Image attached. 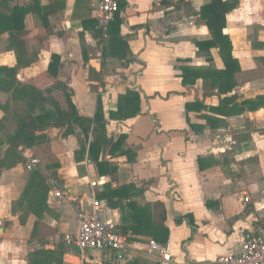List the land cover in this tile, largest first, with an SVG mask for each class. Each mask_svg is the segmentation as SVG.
I'll return each instance as SVG.
<instances>
[{"label":"crops","instance_id":"1","mask_svg":"<svg viewBox=\"0 0 264 264\" xmlns=\"http://www.w3.org/2000/svg\"><path fill=\"white\" fill-rule=\"evenodd\" d=\"M116 1L124 7L102 28L95 0H0L5 13L28 9L21 32L0 34V66L42 92L62 82L80 116L94 119L100 107L94 133L48 127L35 133L48 152L20 146L22 161L0 170V264H221L246 233L264 237V0H223L234 4L222 30L238 66L230 76L218 47L196 44L212 38L201 18L210 0ZM135 95V115H109L119 102L128 114ZM12 102L0 91V159L16 125L3 110ZM40 107L52 121L53 106ZM90 198L127 236L124 250L64 241L93 210ZM150 240L168 261L148 252Z\"/></svg>","mask_w":264,"mask_h":264},{"label":"trees","instance_id":"2","mask_svg":"<svg viewBox=\"0 0 264 264\" xmlns=\"http://www.w3.org/2000/svg\"><path fill=\"white\" fill-rule=\"evenodd\" d=\"M2 3V1H1ZM124 3H118L116 11L124 7ZM234 6L230 2L223 0H210L207 4L201 7V18L205 20L212 38L207 41L197 42L199 47L205 45L206 47L216 46L219 49L221 57L225 65V74H232L238 70L235 58L231 56L232 46L222 30L225 26V15ZM115 11V12H116ZM28 12L27 8L14 7L9 13L0 11V34L5 31H13L16 33L21 32L24 27V17ZM15 34V33H14ZM16 37V35H15ZM23 44L17 45V55L22 54ZM18 55V59H20ZM28 63L18 60V65L26 66ZM58 66V58L52 57L49 63V71L55 77V72ZM17 68L0 66V91L11 94L12 104H6L3 110L15 121V129L6 140L7 150L2 159H0V170L2 168H10L15 164L22 161L20 156L19 147L34 144L38 148V153L45 154L49 151L48 141L45 134L42 132L51 126H63L65 124H77L81 127L84 134L89 130L93 133L100 127V107L97 109L94 119L80 116L75 108L71 99V93L67 90L66 86L55 79L49 92H42L37 89L36 85L30 82L21 83L16 78ZM182 82H186L183 77ZM134 100H128L130 112L124 113L122 102L115 112H110L111 117L121 116L123 118L133 116L138 112L137 96ZM122 101V100H121ZM44 103H50L54 108L55 117L52 121H44L49 117L51 112L42 110L40 107ZM37 109H40L39 113ZM92 126V127H91ZM96 151H98V141L90 143L89 154L93 159H97ZM98 166L103 165V162H97ZM157 207L163 211V206L158 203ZM165 217L164 211L162 212L161 219ZM137 222V227H138ZM161 229V236L155 239L164 240L167 236L168 230L163 225L162 221L159 224ZM136 228V227H135ZM134 231H137L134 229ZM121 234L122 232L119 231Z\"/></svg>","mask_w":264,"mask_h":264},{"label":"built area","instance_id":"3","mask_svg":"<svg viewBox=\"0 0 264 264\" xmlns=\"http://www.w3.org/2000/svg\"><path fill=\"white\" fill-rule=\"evenodd\" d=\"M116 0H95V18L100 27L104 28L113 18L117 8ZM39 160L35 157L29 159L27 169H33ZM95 185V182H91ZM55 195H60L56 192ZM93 210L79 213V222L76 233L64 236V241L80 250L109 249L122 251L128 246V238L121 234L114 224L102 219L99 213V202L90 198ZM148 252L158 253L161 261H168L170 255L166 247L150 240ZM221 264H264V237L256 233H246L243 236L240 251L236 254L225 255L219 261Z\"/></svg>","mask_w":264,"mask_h":264}]
</instances>
